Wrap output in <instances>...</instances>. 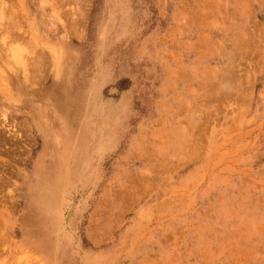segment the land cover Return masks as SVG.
I'll return each mask as SVG.
<instances>
[{"label": "rangeland", "instance_id": "1", "mask_svg": "<svg viewBox=\"0 0 264 264\" xmlns=\"http://www.w3.org/2000/svg\"><path fill=\"white\" fill-rule=\"evenodd\" d=\"M0 57V264H264V0H0Z\"/></svg>", "mask_w": 264, "mask_h": 264}, {"label": "bare ground", "instance_id": "2", "mask_svg": "<svg viewBox=\"0 0 264 264\" xmlns=\"http://www.w3.org/2000/svg\"><path fill=\"white\" fill-rule=\"evenodd\" d=\"M2 57H0V59H1ZM7 58L8 59H11V56L10 55H7ZM56 77L57 78H59V71L57 72V74H56ZM45 116H48V112H45ZM45 118V117H44ZM40 117H37V116H34V123H35V125L37 126V127H39L41 124H40ZM47 120V119H46ZM42 124L44 125V120H43V122H42ZM49 136V135H48ZM62 140V142H63V139H61ZM49 142H51L50 141V138H49ZM53 142V141H52ZM53 143H55V142H53ZM44 156H42L41 157V159L37 162V164H36V169L38 170V171H40V170H44V169H42V167H43V160H44V157H46V154L44 153L43 154ZM64 156V155H63ZM42 162V163H41ZM41 164V165H40ZM61 177V176H60ZM58 186H59V183H58ZM49 204V203H48ZM54 204L56 205V207L54 208L53 207V210L56 212V214L58 215V213H59V209H58V205H57V203L56 202H54ZM40 206V205H39ZM44 206V205H43ZM42 207V206H41ZM47 208V207H46ZM51 208V207H50ZM40 210V209H39ZM46 211V210H45ZM51 213H49V215H50ZM48 216V215H47ZM48 217H50V216H48Z\"/></svg>", "mask_w": 264, "mask_h": 264}]
</instances>
